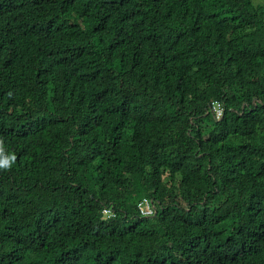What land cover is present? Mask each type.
<instances>
[{"label":"trees","instance_id":"1","mask_svg":"<svg viewBox=\"0 0 264 264\" xmlns=\"http://www.w3.org/2000/svg\"><path fill=\"white\" fill-rule=\"evenodd\" d=\"M0 156L34 262L264 264V0H0Z\"/></svg>","mask_w":264,"mask_h":264},{"label":"clouds","instance_id":"2","mask_svg":"<svg viewBox=\"0 0 264 264\" xmlns=\"http://www.w3.org/2000/svg\"><path fill=\"white\" fill-rule=\"evenodd\" d=\"M212 110L217 118L222 117L224 110L219 103L213 104ZM14 160L15 156L10 158L0 156V168L9 167L11 161ZM48 205L56 206V201L51 195H49V198L46 200L45 194L33 193L24 196L19 208L16 211H12L8 204H6L4 208L0 209V230H5L12 235V251L13 256L17 259V264H44L48 258L55 253L51 252L34 262L26 247L35 231L48 228L54 224L45 218V213L42 211L43 208ZM137 207L140 209V214L143 215L145 213V209L152 210L149 214L154 211L151 205V200L148 198L141 199L137 203ZM113 216H115L113 207H104L102 209L103 218L108 219ZM197 237L200 244L204 248L202 257H205L207 261H212L215 253L222 250L221 241L223 239L215 234L206 235L200 232L197 233Z\"/></svg>","mask_w":264,"mask_h":264},{"label":"rangeland","instance_id":"3","mask_svg":"<svg viewBox=\"0 0 264 264\" xmlns=\"http://www.w3.org/2000/svg\"><path fill=\"white\" fill-rule=\"evenodd\" d=\"M144 211H145L144 216H149L148 214H149L150 212H152L151 209H145Z\"/></svg>","mask_w":264,"mask_h":264}]
</instances>
